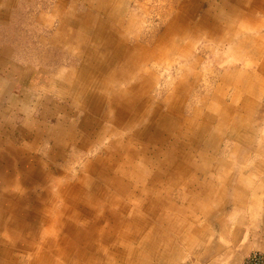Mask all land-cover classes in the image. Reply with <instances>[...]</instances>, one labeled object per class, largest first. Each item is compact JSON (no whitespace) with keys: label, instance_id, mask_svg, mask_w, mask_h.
Wrapping results in <instances>:
<instances>
[{"label":"crops","instance_id":"crops-1","mask_svg":"<svg viewBox=\"0 0 264 264\" xmlns=\"http://www.w3.org/2000/svg\"><path fill=\"white\" fill-rule=\"evenodd\" d=\"M228 1L221 2L223 11L229 12L231 18L247 12L249 32L262 26L264 33V0ZM117 5H121L120 0H0V264H113L114 260L133 259L140 247L142 254L151 247V254L149 251L146 256L148 264H153V255L160 254L154 247L155 234L160 230L157 243L165 244L166 256L172 240L169 231H162L160 224L166 228L171 224L167 214L175 203L160 200L157 198L160 194L170 195L172 199L175 188L181 187L184 193L176 195V201L209 200L214 192L224 197L229 188L226 186L233 187L234 182L241 181L229 174L233 167L222 156L217 157V147L206 145L209 153L197 155L188 151H192V144L198 140L187 134L192 123L183 119L186 101H181L180 94H174L164 103V112L158 106L151 109L146 96L151 86L148 89L139 76L135 79L138 83L131 84L134 87L121 91L120 99L111 90L117 77L100 88L105 91V97L115 101L109 114H102L101 118L107 117L120 127L126 139L123 144L111 143L115 151L106 150L105 159L88 163L84 169L87 173L75 185L55 181L47 184L43 170L41 175L33 174L38 172L35 165L40 166L50 140L54 145L61 140L59 126L62 129L80 118L81 112L72 107L77 98L74 90L82 91V79L86 76L90 82L91 78L94 81L95 73L103 74L104 70L94 71L96 52L97 59L104 56L96 48L97 32L101 35L100 31L123 27L125 22L129 27L132 22V18L126 19L118 12ZM252 34L255 35L254 29ZM250 40L251 37L242 43ZM157 44L154 52L160 53ZM255 45L259 54H263L261 43ZM137 51L135 58L142 61L152 50L140 47ZM260 71L264 76V68ZM124 75H119L121 84L126 80ZM240 76L228 85L234 88L229 101L217 94L214 102L207 105L211 110L207 109L205 120L219 116L218 128L214 120L199 122L201 131L196 135L202 134L207 140L217 138L221 146L228 141L225 138L238 140L239 133L245 132L244 126L240 128V119L242 116L243 120L247 119L255 104L242 99L245 90L240 87L247 88L249 82L242 73ZM182 88L187 96L190 89ZM215 91L221 92L222 88ZM126 94L135 99L121 101ZM86 103L82 107L87 108L88 115L97 112L98 107ZM88 115L82 127L96 129L97 119L89 122ZM229 121L232 128L228 131ZM224 126L228 135L223 131ZM211 128L215 129L212 133ZM74 137L71 134L69 139ZM87 137L85 133L81 145L74 141L69 145L86 151ZM54 149L52 146L48 152ZM10 151L12 158L8 155ZM136 176L141 181L132 185ZM101 180L103 189L97 185ZM34 187L47 189L43 193L45 197L33 196L34 190L24 192ZM98 188L101 193L96 200ZM191 188L198 189V194L188 196ZM59 202L64 205L63 211L59 210ZM31 203L39 206L30 207ZM213 208L207 207L206 219L216 212ZM189 212L193 216L194 211ZM101 215L108 216L109 224L98 228L95 221ZM215 217V222L210 221L213 227L200 223L194 232L197 233L192 241L194 245L184 246L181 254L184 263L187 260L186 264H240L252 252L230 220L223 222L218 220L221 216ZM167 258L171 264V254Z\"/></svg>","mask_w":264,"mask_h":264},{"label":"rangeland","instance_id":"rangeland-1","mask_svg":"<svg viewBox=\"0 0 264 264\" xmlns=\"http://www.w3.org/2000/svg\"><path fill=\"white\" fill-rule=\"evenodd\" d=\"M120 1L121 5H117L119 7L118 12L120 11L126 19L132 18V22H129V27H126L127 22H125L123 27L118 25L112 27V29L100 31L102 32L101 35L97 32L98 43L96 48L104 56L102 60L97 59L98 51L96 49V56L93 59L94 71L104 70L101 72L103 74L95 73L94 81L91 78L90 82H88L89 78L86 76L82 79V91H77V93L74 90L73 93L77 98L74 99L72 107L78 108L81 112L80 118L75 123H70L67 126L63 125L62 129L59 126V138L61 140L55 145L50 140V147L42 154L43 159L39 162L40 166L35 165L38 172L33 174L41 175L43 170L47 184L55 181L62 184H71L72 186L79 178L84 176V173H87L84 169L88 163L105 159L106 150L115 151L111 143L114 142L118 145L120 141L123 144L126 139L123 132L120 131V127L114 122L111 123L112 121H109L107 117L101 118L102 114H109L108 111L113 104L115 105V101L112 97H105L103 95L105 91H100V88H103L102 85H107L106 81L117 77V82L113 83L111 90L114 96L120 99L121 91L124 88L131 89L134 87L131 84L138 83L135 79L139 76L145 80V85L149 86L148 89L151 86L146 94L151 109L158 106V110L164 112V103L174 94H180L181 101H186L184 103L183 119L188 121L190 119V123H192V125L190 124L191 127H188L187 134L197 137L198 140L192 144V151L190 149L188 151L197 155L201 152L209 153L205 149L206 145L209 147L210 144L213 149L217 147V157L222 156V159L225 158V162L228 161V164L230 163L233 167L229 174L241 180L240 182H234L233 187L226 186L229 188H226L224 197H219L214 192L209 196V200L198 199L193 201L180 198L181 200L176 201V195L184 193L181 187L175 188L171 195L172 199L169 198L170 195L162 196L160 194L157 197L160 200H171L175 203L174 208L167 214L171 218V224L167 228L160 224V227L164 229L162 231H169V237L172 238L168 244L167 253V256L171 254L173 258L171 264H186L187 260L184 263L181 256L184 246L186 244L194 245L192 241L197 234H194V232L198 230L200 223L206 222L208 226L213 227L210 221L215 222L216 219L213 218H217L215 217L217 215L222 217L218 219L219 221L230 220L233 224L232 227L240 230L243 241L251 246V251H259L264 254V76L260 71V68H264V33L261 31L263 27H253L255 32V35H253V29L249 32V28L246 26L248 13L239 12L237 13L239 17L236 14L234 18H231L229 12L223 11L221 4L223 0ZM228 3H231V0ZM19 9H21V4ZM129 15H132V17H128ZM249 37H251L250 42L243 44L242 41ZM157 42L159 43L160 53L158 50L156 52L160 54V57L154 52L155 46L158 45ZM259 42L261 43L260 48H263V54H259L261 52L256 50L255 44ZM140 47L152 50L149 56L144 57L142 61L135 58L136 55L138 56L139 51L135 52V50L140 49ZM249 52L251 53L249 54ZM124 73L128 75H124ZM241 73L243 79L249 82L247 88L240 87L245 90L242 99H249L255 104V108L248 114L247 119L243 120V116L240 119V128L244 126L245 132L239 133L240 138L238 140L233 141L229 137L225 138L228 141L221 146L218 145L219 139L217 138L208 139V141L202 134L201 136L196 135L201 131L199 122L206 123L214 120L215 123L217 121L216 127L218 128L219 116L217 119L214 116L213 120H205L207 109L211 110V108H207V105L210 106L209 104L214 102L213 98L217 94L225 97V102L229 101V96L234 92V88L228 85L234 77L236 80L239 79ZM120 74L126 77L122 84L118 81ZM97 78L100 80L97 81ZM183 86L190 89L187 96V91L182 88ZM218 87L222 88V93H216L215 90ZM13 93L16 94V90ZM126 98L135 99V96L126 94L122 96L121 101L126 102ZM86 101L89 104L91 103V106L98 107L97 112L91 113V116L88 115L87 108L82 107ZM216 109L220 113V108L216 106ZM86 115L90 118L89 122L92 119H97L96 129L92 127L88 130L84 127L85 130L82 127ZM236 120L237 118L234 120L235 123ZM248 123L250 124L249 127H247ZM227 126L228 131L231 130V121L228 122ZM213 128H211L210 133L215 130ZM223 128L224 133L228 135L226 126ZM85 133L88 136L86 141L89 143L86 151L78 146L74 147V144L69 145L71 141H74L76 145H81ZM71 134L75 136L73 139H69ZM213 134L216 135L215 132ZM18 145L21 144L18 143ZM52 146L55 149L50 153L48 151ZM68 148L70 150L66 152L65 150ZM8 155L11 157L12 152L10 151ZM216 174H220V172ZM205 178L207 177L201 179ZM36 179L41 180L39 177H36ZM138 180L141 181L136 176L131 184L136 185ZM97 185L102 188L104 183L101 180ZM101 188L97 189L96 197L100 195ZM33 190V196L45 197L43 193L47 189L34 187L24 189V192ZM139 190L141 189L139 188ZM89 191L90 189H87V192ZM197 191L198 189L191 188L187 195L194 196L198 194ZM96 200H99L98 197ZM209 201H216V203ZM32 206L39 205L31 203L30 207ZM114 206L119 207V204ZM211 206L212 208L217 206L219 209L217 207L213 208L212 210L216 212L206 219L207 207ZM63 207L64 205L59 202V210L63 211ZM189 211H194L193 216H190ZM251 216L254 217L250 218ZM107 218L108 216H99L95 221L97 227L107 226L109 224ZM159 233L160 230L155 234L157 241L161 234ZM157 241L154 247L160 254L153 255L152 263L170 264L163 250L165 244L159 243V245ZM150 248H146L148 250L147 255H149ZM142 251L143 249L140 247L133 259L123 261L118 259L114 260L113 264L150 263L147 260L146 253L142 254Z\"/></svg>","mask_w":264,"mask_h":264},{"label":"built area","instance_id":"built-area-1","mask_svg":"<svg viewBox=\"0 0 264 264\" xmlns=\"http://www.w3.org/2000/svg\"><path fill=\"white\" fill-rule=\"evenodd\" d=\"M240 264H264V254L252 251L243 258Z\"/></svg>","mask_w":264,"mask_h":264},{"label":"bare ground","instance_id":"bare-ground-1","mask_svg":"<svg viewBox=\"0 0 264 264\" xmlns=\"http://www.w3.org/2000/svg\"><path fill=\"white\" fill-rule=\"evenodd\" d=\"M47 208V207H46ZM118 222V221H117ZM81 243V242H80Z\"/></svg>","mask_w":264,"mask_h":264}]
</instances>
